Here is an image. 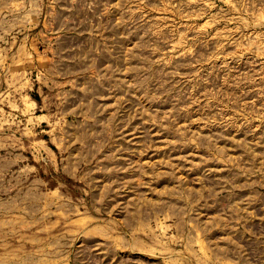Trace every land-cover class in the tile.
<instances>
[{"label": "rangeland", "instance_id": "rangeland-1", "mask_svg": "<svg viewBox=\"0 0 264 264\" xmlns=\"http://www.w3.org/2000/svg\"><path fill=\"white\" fill-rule=\"evenodd\" d=\"M0 264H264V0H0Z\"/></svg>", "mask_w": 264, "mask_h": 264}]
</instances>
